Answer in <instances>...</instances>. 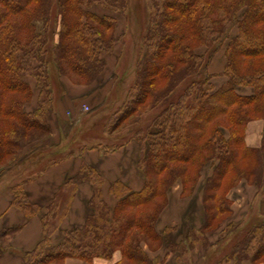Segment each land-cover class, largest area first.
I'll use <instances>...</instances> for the list:
<instances>
[{
    "label": "trees",
    "instance_id": "obj_1",
    "mask_svg": "<svg viewBox=\"0 0 264 264\" xmlns=\"http://www.w3.org/2000/svg\"><path fill=\"white\" fill-rule=\"evenodd\" d=\"M95 4L117 13L127 9V0H0V167L51 133L46 120L55 105L51 63L58 82L64 76L74 84L90 85L103 72L104 56L113 54L117 41V21L90 10ZM147 8L143 57L124 101L102 126L107 134L119 133L159 110L144 130L128 133L139 144L143 185L135 191L119 180L110 183L115 200L111 208L103 199V178L82 164L47 206L41 217L43 237L22 254L23 264H66L67 258L94 264L95 259H111L116 251L121 259L114 264H159L149 259L143 245L156 250L165 244L184 259L198 244L209 245L208 234L236 227L228 193L241 180L264 193V0H147ZM233 28L236 33L231 35ZM223 46L221 75L226 83L216 87L217 75L208 68ZM199 48L204 49L201 54ZM26 78L34 79L38 92L31 112L24 110L32 98ZM181 84L180 95L171 98ZM239 87L250 89L241 93ZM253 121L263 122V137L254 147L245 139ZM207 165L212 170L202 187L203 224L189 228L178 242L166 241L173 228L159 234L155 224L169 189L180 181L181 197L191 196ZM85 183L93 186L92 213L82 227L64 231L59 245H51V234ZM11 191L12 204L27 217L40 212L21 183ZM18 229L1 230L0 246L9 249ZM223 260L264 262V217Z\"/></svg>",
    "mask_w": 264,
    "mask_h": 264
},
{
    "label": "crops",
    "instance_id": "obj_2",
    "mask_svg": "<svg viewBox=\"0 0 264 264\" xmlns=\"http://www.w3.org/2000/svg\"><path fill=\"white\" fill-rule=\"evenodd\" d=\"M114 49H116V47ZM111 61L109 58V62ZM112 65L113 64L106 62V66L101 75L90 85L74 84L68 78L64 76L61 77L62 92L59 93L58 96L56 95L53 111L48 112L46 115L47 123L51 127L50 135L46 139L27 147L22 156L16 161L0 167V232L3 229L16 226L19 227L18 231H16L9 239L10 248L7 249L0 246V264L24 263L22 254L31 251L43 237L41 217L47 212V206L57 199L65 180L68 177L75 175L82 164L94 167L103 178V199L111 208L114 206L115 200L109 194L108 188L113 181H122L135 191L141 189L144 182V175L137 167L140 148L135 139H130L125 146L122 145L111 152H104L100 141H95L93 143L91 141V143L82 145L83 149L79 151L80 153L78 152L73 156H71V153L68 155V157L70 156L68 159L56 163L43 171H38L36 175L32 177L26 175L21 169H19V165L30 153H37L42 149H46L51 156L52 150L57 151V148L59 149L61 146L65 145L63 143L67 141L66 135L69 134L73 126L76 125L78 122L76 120H78L84 112L89 111V109L84 110L83 107L89 106L87 101H91L92 105H96L100 104L107 97L111 83L106 85V79L111 76L113 72ZM211 73L213 74V72ZM29 84L32 88V98L24 105V110L27 112H31L35 109L38 96V92L35 89V83L30 82ZM100 84L104 85L103 88H98V85ZM56 90L60 91L58 88H56ZM79 97H82L80 99L81 101H78L77 105H75L74 102L79 100ZM262 137L263 122H250L246 129V143L249 146H258ZM64 152L66 154L67 150L62 151L61 153ZM43 161L45 160L41 159L37 162H27V166L34 169L43 163ZM42 169L40 168L39 170ZM211 170L212 169L204 174L203 169V172H201V178L197 183L193 194L189 197H181L180 181H176L169 189L167 193V205L161 212L155 224V229L159 234L163 233L166 228L174 229L178 225L177 220L182 218V216L185 217L187 212H191L189 208L192 204L193 197L195 196V208H197V213H200L201 207L203 208L201 202L202 187L205 178L210 174ZM17 183L22 184L28 200L32 204H36L40 207L41 210L37 215L27 217L19 208L12 204L13 194L11 187ZM92 193V184L85 183L78 186L66 216L59 223L58 228L51 234V245H59L64 231L74 230L84 225L87 217L92 213V209L89 206V199L92 196ZM228 198L231 200V208L233 211L231 222L235 224V226L245 219L249 220L252 217L261 219L264 217V193L258 194L257 188L248 184L245 180H241L229 191ZM177 205L183 206V212L177 211ZM193 214L194 213L192 212L190 217L193 216ZM176 216L177 218L175 219ZM203 216L204 212L202 215L193 216L196 222L194 224L195 229H198L203 224ZM185 231L186 228L184 229V232ZM216 233L220 232L215 231L207 235L209 245L213 244L211 235ZM171 234L174 233L171 232L170 235ZM185 235L186 234L180 238L173 236L171 240L178 242L182 240ZM143 248L149 259L156 260L159 264L201 263L199 255L202 248L197 249V251H191L184 259L183 257L180 259L177 258V253L169 251L167 245H162L156 250H150L145 245H143ZM120 259L121 254L116 251L111 259H95L93 263L114 264ZM225 262V264H232L231 261ZM65 263L88 264L87 262L76 258H67ZM240 264H264V262L252 263L248 260H244Z\"/></svg>",
    "mask_w": 264,
    "mask_h": 264
},
{
    "label": "rangeland",
    "instance_id": "obj_3",
    "mask_svg": "<svg viewBox=\"0 0 264 264\" xmlns=\"http://www.w3.org/2000/svg\"><path fill=\"white\" fill-rule=\"evenodd\" d=\"M90 10L98 14L112 15L116 18L117 21V25H116L117 41L115 45L116 49H114V54L112 56L111 55L104 56L106 62H108L109 64L110 63L113 64L112 65L113 72L111 76H109L106 79L107 81L106 85H109L111 83V86L109 88V93L107 94V97L100 104L92 105L91 101H87V103L90 106V107L88 106L89 111L84 113L82 112L83 113L82 115L80 114L81 116L78 118V120H76L78 122L70 130L69 134L66 135L67 141L63 143L65 145L61 146V148L59 149L57 148V151L52 150L51 156L46 149H42L37 153H30L27 157L24 158L22 163L19 165V169H21L26 175L30 177L36 175L38 171H43L46 168L56 163L68 159L70 157V156L68 157V155L72 153L71 156H73L74 154L78 153L83 149L82 145H85L86 143H91V141L92 143L95 141H100L102 148L113 147L114 145L125 146L127 141L130 140L129 139L130 131L137 128L143 129L144 127H147L150 120L159 111L158 109H154L150 111L141 118L139 124L135 125L130 129H124L119 133L107 134L105 131H103L102 126L104 121L109 116L116 113L117 112L116 110L124 101L125 94L133 83L135 72L137 70V67L139 66L138 62L140 58L143 57L144 48L141 45V40L145 32L149 10L147 8V0H127V9L124 13H117L114 12L113 10H110L108 8L96 4L93 5V7ZM235 33H236V28H233L231 35H234ZM224 49L225 47L223 46L221 49H219V51L215 53L208 68L210 73L213 72V74L217 75V77L214 76L215 78L214 84L216 87L226 83V78L221 75L222 73L221 71H223V65H224ZM203 50H204L203 48H199L197 49V53L201 54ZM109 58L110 61L112 60L111 62H109ZM50 70L52 77L54 78V80H56V83L53 88L56 99V95L58 96L59 93L62 92L61 80L60 82H58L59 78L55 74V66L52 63L50 65ZM217 72H221V73H217ZM26 79L29 83L34 82V79L32 78H26ZM98 86H99L98 88H103L104 85L100 84ZM56 88L60 89V91L56 90ZM181 89H183V84L177 87V89L172 94L171 98L176 99L180 95ZM249 89L250 88L248 87L247 88L239 87L238 91L243 93L245 91H248ZM81 98L82 97H79V100L74 102L75 105H77L78 101H81L80 100ZM65 150H67L66 154L65 152L61 153L62 151ZM41 159L45 161H43V163L39 165L40 167L37 166L36 168L33 169L27 166V162H32V161L37 162L40 161ZM40 168L43 169L39 170ZM210 169L211 167L209 165L205 166L204 174L205 172H208ZM195 205H196V196L193 197L192 204L190 205L189 208L191 212H187V215H185V217L182 216V218H179L177 220L178 225L172 230V233L174 234L170 235V233H168V235L165 236L166 241H173L171 240L173 236L180 238L184 234H186L189 228L194 227V224L196 222L193 216L196 215L199 216L202 215L203 213L202 207L200 209V213H197V208H195ZM176 209L178 212H183V206L177 205ZM192 212L194 214L193 216L190 217V214L192 215ZM176 218L177 216L175 217V219ZM259 220L260 218L257 219L256 217H252L249 220L245 219L241 223L237 224V226L233 229L227 230L222 234L221 233L212 234L211 238L213 244L209 245L206 248H202V246L198 244L193 250L197 251V249L202 248L200 250V255H199V258L201 259L200 264H225L226 262L223 260V257L228 253L231 246L243 236L245 231L251 225H253ZM185 228L186 231L184 232Z\"/></svg>",
    "mask_w": 264,
    "mask_h": 264
},
{
    "label": "built area",
    "instance_id": "obj_4",
    "mask_svg": "<svg viewBox=\"0 0 264 264\" xmlns=\"http://www.w3.org/2000/svg\"><path fill=\"white\" fill-rule=\"evenodd\" d=\"M84 108H85V109H87V107H86V106H85Z\"/></svg>",
    "mask_w": 264,
    "mask_h": 264
}]
</instances>
